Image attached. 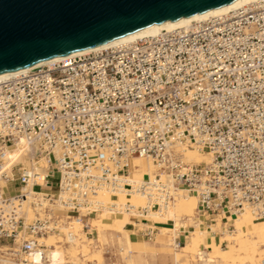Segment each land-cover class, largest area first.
<instances>
[{
  "label": "built area",
  "instance_id": "obj_1",
  "mask_svg": "<svg viewBox=\"0 0 264 264\" xmlns=\"http://www.w3.org/2000/svg\"><path fill=\"white\" fill-rule=\"evenodd\" d=\"M18 146L30 168L8 159ZM184 147L211 163L184 166ZM135 156L154 162V179L122 178ZM42 172L49 204L31 200L29 215ZM102 185L145 193L143 213L163 212L178 188L196 193L211 232L246 207L264 221V0L0 80V259L28 264L41 238L72 237Z\"/></svg>",
  "mask_w": 264,
  "mask_h": 264
},
{
  "label": "bare ground",
  "instance_id": "obj_2",
  "mask_svg": "<svg viewBox=\"0 0 264 264\" xmlns=\"http://www.w3.org/2000/svg\"><path fill=\"white\" fill-rule=\"evenodd\" d=\"M255 1L258 0H234L226 5L214 9L150 25L92 48L74 51L65 55L39 62L29 67L1 73L0 80L24 72L34 66L60 60L66 56L78 55L99 49L109 48L120 43L131 42L140 38L154 36L163 31H170L176 28L187 27L194 22H200L212 17L227 14L233 10L240 8L243 5ZM182 154L184 166L190 163L200 164L211 163L212 161V154L200 148L184 147ZM8 159L13 162H19V160L23 161L24 166L28 168H30L34 164L32 159H30L31 161H29V158L26 157V151L21 146H18L14 150L10 151ZM40 164L45 165V160L43 162H40ZM129 167L130 173H128L127 176L122 177L123 179H154L155 174L158 173L157 166L152 160H146L145 158L140 156L133 157V159L130 161ZM159 173L161 177L160 182L168 181L172 176L171 173L165 171H161ZM44 174V172L41 173L38 183L36 184L37 187H40V185L43 183ZM113 196H115V198ZM36 198L42 201L44 205L49 204V200L43 192H36L33 190V187H31L28 192V199L23 202V206H21L20 211H28V214L31 215L32 208L30 206V201ZM147 201L148 197L143 192L126 191L122 187V185H117L115 187H111L110 185H102L101 188L93 192L88 204H86L87 209L101 211L102 215L93 217V222L89 224H84L82 223V221H79V219L73 221L70 228L74 232V235L72 237H69L68 241L70 242V247H67L68 249H64L62 245L59 244V242H62L61 237H56V235L50 234L41 238V241L45 242V244L49 246V248L47 249V252L45 250V254L39 251L38 253L34 254L30 259V263L43 264L44 259H48V261L50 262L49 264H65L70 258L78 259L79 253H82V255L84 256L90 255L91 253H89L90 249L87 244L88 242L86 244L84 242L81 243L78 238L79 233L83 234V238L86 237V233L84 231L86 226H88L89 230L96 227L98 229V237L100 239L105 236L104 229L106 228L117 230V232L119 233H124V230H127V227L137 224L135 223V220H137V218L135 217L137 216H146L148 218V222H143L146 225L154 224V219L172 220L175 222L176 228L181 224L187 226L186 221H189V219H191L190 216L198 207V197L196 195H188L185 192L184 188H178V190L175 192L174 201L170 203L163 212L149 210V212L143 213L140 208L142 206H145L147 204ZM230 219H232V221L234 220L235 222L233 231H229L228 223L223 222L221 218L218 217L217 222H215L216 224L211 225V232L208 228L203 226L201 218H198L195 222L199 223V225L193 224L195 225V228L190 230L191 235L189 241L182 245L176 244L177 242L175 243L174 240L172 243H170L173 246L172 254L175 260H191L194 259V256L197 255L206 264H264V255L262 256V253L264 252V221H255V215L249 207H246L238 214L231 216ZM114 220H120V222L117 225H114ZM222 224L225 230L228 231L227 233L221 231ZM190 225L192 224L190 223ZM163 228H166V230L161 229V231L156 236L157 239L161 234L170 236L171 231L169 230H172L173 233V230L175 229L174 227L170 226H164ZM64 230L67 231L68 228L65 227ZM218 230L224 234L223 238L228 240L227 248H223L221 246L220 238H217ZM127 240L131 248L133 244H144L143 242L133 241L130 237V232L128 233ZM80 247L81 249L79 250ZM95 249L97 248L95 247ZM100 249L98 251H100ZM120 250L121 252L130 251L127 250L124 245L120 248ZM5 259L7 262L9 258L6 257ZM97 259L100 262L103 261V256L101 253L97 256Z\"/></svg>",
  "mask_w": 264,
  "mask_h": 264
},
{
  "label": "water",
  "instance_id": "obj_3",
  "mask_svg": "<svg viewBox=\"0 0 264 264\" xmlns=\"http://www.w3.org/2000/svg\"><path fill=\"white\" fill-rule=\"evenodd\" d=\"M234 0H0V74Z\"/></svg>",
  "mask_w": 264,
  "mask_h": 264
},
{
  "label": "rangeland",
  "instance_id": "obj_4",
  "mask_svg": "<svg viewBox=\"0 0 264 264\" xmlns=\"http://www.w3.org/2000/svg\"><path fill=\"white\" fill-rule=\"evenodd\" d=\"M190 148H194V147H190ZM29 161H31V160L29 159ZM43 161L44 160H41L40 162H43ZM21 162H23V161H21ZM33 190L36 192L46 191V189L41 188V186L37 187V185L33 186ZM185 192L188 195H196L197 196L196 193H189L186 190H185ZM113 197L115 198V196H113ZM101 215H102L101 211H98L97 213H91L84 220L85 222L82 221V223H84V224L92 223L94 220L93 217H98ZM198 215H199V213H198V210L196 209L194 211V213L190 216L191 219H189V221H186L187 226L181 224V225H179V227H176V228H175V222L172 220L154 219V224L146 225L143 223L146 221H144L142 219V217L137 216V217H135V218H137V220H135L136 221L135 223H137V224H134L132 226L127 227V230H124V233H119V232H117V230L106 228V229H104L105 236L101 239L98 237V229L96 227L92 228L91 230H88V226H86L85 230H84L86 233L85 234L86 237L83 238L82 237L83 234L79 233L80 235L78 234V238H79V241H81V243L84 242L86 244L88 242L87 244H88L89 249H90L89 253H91V254L86 255V256H88V257H86V256L82 255V253H79L78 259L77 258L68 259L69 258V256H68V258H67L68 262L65 264H206L197 255L194 256V259H191V260H187V259H179L178 261L175 260L173 254H172L173 246L170 244L173 242V240L176 243L175 238L177 237L178 232H180V231L185 232V234H184L185 236L182 237L183 242L181 243V245L185 244L187 241L190 240V235H191L190 230L195 228V225H193V224L199 225V223L195 222L199 218ZM123 216H124V214H123ZM183 217H185V216H183ZM76 220H78V219L77 218L74 219V221H76ZM79 221H81V220H79ZM255 221H263V220L255 218ZM119 222H120V220H114L113 224L117 225ZM189 222L192 225H190ZM202 224L204 227L208 228L205 222H203ZM215 224L216 223H213L212 225H215ZM229 225H230L229 231H233L234 225H235L234 220L231 221L229 223ZM164 226L174 227L175 228L173 230L174 232L172 233V230H169V231H171L170 236L168 234H166L168 236H165V234H161L159 236V238L157 239L156 236L161 231V229L166 230V228L165 229L163 228ZM148 229L152 230L153 232L151 234L146 233L149 231ZM221 229H222L221 231H223L224 233L228 232L223 227V224L221 225ZM221 231L218 230L217 238H220L221 246L223 248H225V247L227 248L228 240L223 238L224 234ZM66 232L67 231L63 229L61 234L50 233L52 235H56V237H61L62 242H59V244L62 245V247L64 249H68L70 247V242L68 241L69 239L64 236V233H66ZM129 232H130V237L133 241L143 242L144 244L143 245L138 244L139 246L137 244H133L132 248H131L130 244L127 242ZM50 234H48V235H50ZM80 238H82V239H80ZM85 239H86V241H85ZM156 240H159V241L157 242ZM124 241H125V243H124ZM176 244H178V243H176ZM123 245L127 248V250H130V251L122 253L120 248ZM94 246L97 249H95ZM44 248L46 249V252H47V249L49 248V246H47L45 244ZM80 249H81V247L79 248V250ZM92 249H94V250H92ZM99 249H100V251H98ZM138 249L140 252L138 251ZM142 251H143V253H142ZM263 251H264V246H263ZM99 252L102 254L104 262L103 261L100 262L97 259V256L100 254ZM263 255H264V252L262 253V256ZM94 256H96V257H94ZM84 257L87 259H85ZM3 261H6V260L0 259V264H8L11 262L9 260H7V262H3ZM17 261H18L17 263L20 264L19 259ZM49 263L50 262L48 261V259H44L43 264H49ZM10 264H16V263H10ZM28 264H31V263H28Z\"/></svg>",
  "mask_w": 264,
  "mask_h": 264
},
{
  "label": "crops",
  "instance_id": "obj_5",
  "mask_svg": "<svg viewBox=\"0 0 264 264\" xmlns=\"http://www.w3.org/2000/svg\"><path fill=\"white\" fill-rule=\"evenodd\" d=\"M160 240V239H159ZM159 240H156L157 242L159 241ZM124 243H125V241H124ZM123 253V252H122Z\"/></svg>",
  "mask_w": 264,
  "mask_h": 264
}]
</instances>
